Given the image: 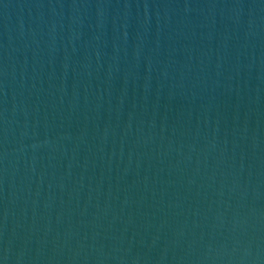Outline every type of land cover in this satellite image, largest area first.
I'll return each mask as SVG.
<instances>
[{
  "label": "water",
  "instance_id": "water-1",
  "mask_svg": "<svg viewBox=\"0 0 264 264\" xmlns=\"http://www.w3.org/2000/svg\"><path fill=\"white\" fill-rule=\"evenodd\" d=\"M0 264H264V0H0Z\"/></svg>",
  "mask_w": 264,
  "mask_h": 264
}]
</instances>
